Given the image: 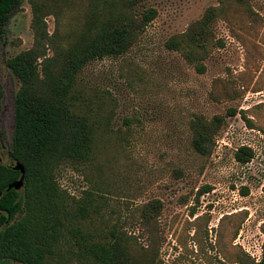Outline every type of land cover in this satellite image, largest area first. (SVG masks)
I'll return each instance as SVG.
<instances>
[{"label":"rangeland","instance_id":"1","mask_svg":"<svg viewBox=\"0 0 264 264\" xmlns=\"http://www.w3.org/2000/svg\"><path fill=\"white\" fill-rule=\"evenodd\" d=\"M43 1L53 44L48 56L74 43L103 8L138 18L148 7L156 11L126 52L91 60L76 76L77 111L93 124L95 140L89 160L63 161L55 170L72 212L86 202V216L74 224L94 239L115 231L138 264H258L264 0ZM33 43L31 2L22 0L0 37L5 164L14 163L9 150L19 86L6 59ZM202 128L205 153L193 147ZM57 264L86 263L63 257Z\"/></svg>","mask_w":264,"mask_h":264},{"label":"trees","instance_id":"2","mask_svg":"<svg viewBox=\"0 0 264 264\" xmlns=\"http://www.w3.org/2000/svg\"><path fill=\"white\" fill-rule=\"evenodd\" d=\"M21 2L0 0V37ZM30 2L33 46L6 59L19 82L9 156L23 165L24 176L21 189H7L21 172L14 163L0 161V264H57L63 257L86 264H138L115 231L110 238L94 239L74 224L73 219L86 216V202L72 212L55 170L63 161H87L93 151V124L77 111L78 72L91 60L126 52L156 11L148 7L138 18L126 9L103 8L74 43L48 56L49 44L53 46L44 21L49 5ZM207 140V130L198 129L194 149L205 153ZM258 264H264V255Z\"/></svg>","mask_w":264,"mask_h":264},{"label":"water","instance_id":"3","mask_svg":"<svg viewBox=\"0 0 264 264\" xmlns=\"http://www.w3.org/2000/svg\"><path fill=\"white\" fill-rule=\"evenodd\" d=\"M12 167L14 169L20 170L21 175H20V177L18 179H16V180L12 181L11 183H9L8 186H7V189L14 188L16 190H19V189H21V187L23 185L24 167H23V165L20 162H17V161L12 165Z\"/></svg>","mask_w":264,"mask_h":264}]
</instances>
